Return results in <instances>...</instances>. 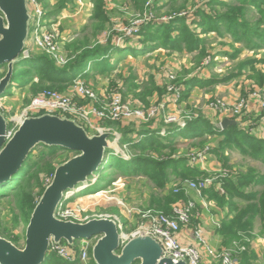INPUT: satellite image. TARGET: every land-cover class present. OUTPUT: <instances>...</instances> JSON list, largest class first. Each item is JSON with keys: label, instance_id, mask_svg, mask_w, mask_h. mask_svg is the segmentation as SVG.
Returning <instances> with one entry per match:
<instances>
[{"label": "rangeland", "instance_id": "rangeland-1", "mask_svg": "<svg viewBox=\"0 0 264 264\" xmlns=\"http://www.w3.org/2000/svg\"><path fill=\"white\" fill-rule=\"evenodd\" d=\"M62 0H42L43 7L46 14L55 11L57 2ZM64 1V0H63ZM75 1V3H74ZM211 0H175L173 3H168V0H160L159 9L153 10L152 0L146 4L147 8L150 5L151 10H146V6L142 11H139L135 5L134 0H106L105 10L110 19V24L106 27L105 31L101 34L98 32L93 36V29L89 24L93 5L91 0H73L68 5V10L61 12L55 17H44L46 23H50L51 28L59 32L56 40L59 47L56 57H50L58 67L67 66L70 62L76 59L80 52H76L73 45L83 39L89 40L91 49L106 46L112 42L114 45L123 49L126 53H115L111 62L115 65L114 71L109 75L95 74L87 79L81 78L87 87L93 89L99 96L107 93L109 89H115L122 94L124 101L130 104L133 108L143 107L145 110L153 107H158L169 95V89L181 85L185 80L199 77L208 81L218 80L215 84L207 86L194 92L195 87L184 98L186 88L182 98L173 103L171 109H165L157 119L151 120L148 123H139L136 120H121L110 122H98L101 126L103 133L120 136L124 131H133L128 133V138L135 143L142 142L138 139L139 130L144 127L149 128L155 123L159 122L162 130H166L174 126L160 124L166 120L168 115H173L178 119H182L188 125L189 120H203L208 121L212 126L222 130V123L224 120L232 118L235 121L234 125L241 126V123L246 124L242 126L244 131L250 135H255L260 124L258 121L262 116L258 114L255 120L247 115L250 113L249 105L240 116L232 113L230 115H220L215 112L211 107L213 102L221 103L227 107L233 108L236 103L241 99H248V95L254 90H264V46L255 50L249 49L247 43L239 41L232 34L223 31L218 26H215V31L203 32L199 24H193L194 21H200L199 11L208 16L216 15V11L206 5ZM223 2L233 3L235 0H222ZM168 5V6H166ZM220 8V6H219ZM216 8L215 10H218ZM145 14L150 15L149 20L145 21ZM189 18L185 21L197 33L200 40L204 42V48L193 52L184 51L178 53L175 51L156 49L152 52L144 51L147 47L142 46L140 38L128 37L125 33L126 29L142 28L150 21L164 23L172 22L174 20ZM258 18V13L253 10L250 14V20L254 21ZM146 19V18H145ZM144 20V21H142ZM140 25V26H138ZM138 26V27H137ZM87 28L85 31H83ZM33 25L29 24V34L27 39V46L24 53L25 57L31 55H41L42 52L32 44ZM237 35V33H236ZM240 37H243L240 31ZM203 45V44H201ZM28 49V50H27ZM130 50V52H128ZM133 52V54H132ZM48 56V55H47ZM18 58L17 62L19 61ZM61 60V62H60ZM21 67L17 68L15 74L19 76L15 81V85H10L4 96L0 97V109L8 122V135L7 141L13 136L21 123L22 112L32 102L37 95L46 90L57 91L46 87L36 94L38 86L37 79L32 80V75H20ZM90 68L87 70L89 72ZM91 71V70H90ZM7 72V65L0 68V76ZM229 81L225 82L227 79ZM70 87L60 93L66 94L70 92ZM220 89V91H218ZM194 92V93H193ZM138 102L139 104L137 105ZM261 110L264 108L260 107ZM249 111V112H248ZM263 112V111H262ZM264 116V115H263ZM259 118V119H258ZM164 119V120H163ZM247 121L245 122V120ZM252 119V120H251ZM231 121V120H230ZM256 123V124H255ZM256 126V127H255ZM158 127V126H157ZM186 128V127H185ZM123 130V131H120ZM146 129V128H144ZM183 130V129H182ZM91 136L99 135L94 130H88ZM184 131V130H183ZM161 131V136H163ZM147 133L141 134L145 137ZM166 137V135H164ZM111 144L117 150L121 159L125 162H130V156L122 151V146L115 142V136L110 138ZM221 136L206 134L203 138L188 139L189 144H180L176 146L178 149L177 155L187 156L189 159H194L202 154L204 157L203 162H197L196 165L190 166L197 170L214 177L216 175H231L246 173L250 170L264 175V164L255 161L250 157H244L241 153L233 149L221 148ZM172 140V142H176ZM41 147L34 151V156L37 157ZM223 151L228 157V163L225 160L219 159L217 153ZM116 152V151H115ZM137 152V151H135ZM134 152V155L137 153ZM78 152L74 151H58L53 157H47L45 160L52 162L53 166H59L67 160L75 157ZM123 155V156H122ZM117 156L109 155L107 164L103 170H98L94 176L89 178L86 184L79 185L76 191H68L70 198H67L64 203V211H68L70 215L77 216L79 221L88 222L92 219L99 218H115L122 224V232L125 235L133 234L139 227L141 216L133 210L146 211V210H162L167 204L166 195L168 193L174 194V188L178 187L180 181L171 182L163 191L160 190L155 184L144 174L132 177H124L119 173V170L112 168V163L115 162ZM157 158V156L155 157ZM174 158V157H173ZM120 159V160H121ZM162 159V158H161ZM119 160V161H120ZM120 161V166H126V163ZM199 166V167H196ZM217 169V173H212L210 167ZM98 177L97 179H95ZM195 181L194 179H190ZM197 180V179H196ZM42 188L35 189L36 196H40L43 189L51 183L50 176L42 177ZM180 186V185H179ZM261 189L258 186L256 190ZM44 190V192H45ZM250 189H247L249 191ZM43 192V193H44ZM42 193V195H43ZM71 193V194H70ZM191 193V192H190ZM190 193L184 194L189 200H193L196 204V210L193 217V222L203 223L201 219L202 213L208 218H214L212 225L217 234L222 227L224 218L228 215L227 206H220L214 200L209 198V194L205 193L198 198L201 201L199 207L197 200L193 198ZM236 200L237 204L244 205L241 201ZM180 201V200H179ZM182 201V200H181ZM39 202V201H38ZM15 200L11 198L0 199V237L12 242L20 249L25 247V235L29 221L22 215L16 207ZM174 204V203H173ZM247 206V205H245ZM172 207V204H171ZM245 208V207H244ZM233 217V215H232ZM31 218V216H30ZM75 218V217H74ZM246 231L240 230L242 238L240 240H233L229 245L227 238L219 234L217 237L220 242H216L212 248L216 252H222L233 249L238 264H240V255L236 244L250 245V251L256 253V259L250 261L249 264H263L264 260L262 252L264 251V221L254 220L252 224H248ZM242 229V228H241ZM230 236L228 232L225 233ZM99 238V237H98ZM92 238V243L85 247L92 254L93 246L96 241ZM82 240V239H81ZM81 240H76L74 248L80 251L78 243ZM235 244V246H233ZM62 246L67 245L65 241L61 243ZM68 246V245H67ZM233 246V247H232ZM69 247V246H68ZM245 247V251H246ZM70 250L77 252L70 247ZM205 251L204 249L202 250ZM244 251V252H245ZM259 252L260 254H258ZM94 261V260H93ZM92 264H95L93 262ZM213 264H218L217 262Z\"/></svg>", "mask_w": 264, "mask_h": 264}, {"label": "trees", "instance_id": "trees-1", "mask_svg": "<svg viewBox=\"0 0 264 264\" xmlns=\"http://www.w3.org/2000/svg\"><path fill=\"white\" fill-rule=\"evenodd\" d=\"M139 11H142L149 0H134ZM175 0H168V3H173ZM73 0H62L57 2L55 11L48 12L46 17H55L61 12L68 10V5ZM93 8L89 18V24L92 26L93 36L96 33H102L110 24V19L105 10L106 0H91ZM75 3V1H74ZM154 11L159 9L160 0H152ZM208 5L211 10L216 11V15L208 16L199 11L200 21H194L193 24H199L203 32L215 31V26H218L223 31H227L236 37L239 41L247 43L251 50H255L264 46V0H235L233 3L223 2L222 0H211ZM168 6V5H166ZM220 6V8H219ZM219 8L218 10H215ZM151 10L150 5L146 6V10ZM147 10V11H148ZM253 10L258 13V18L254 21L250 20V14ZM189 18L178 19L172 22H154L150 21L140 28L137 35L142 47H147L144 51L150 52L156 49H165L182 53L184 51L193 52L204 48L203 40H200L197 33L185 21ZM87 28L83 31H85ZM240 31L243 37H240ZM237 33V35H236ZM88 39L77 41L73 48L76 52H80L75 60L67 66L58 67L55 62L46 54L31 55L25 57L20 56L19 61L15 64V71L21 67L20 75H32V80L37 79L36 94L43 90L46 85L51 89H56L59 92L65 91L68 86H71L78 78H89L92 73L100 75H109L114 71L115 65L111 62L115 53H126L123 49L114 45L112 42L106 46H100L94 49L90 48ZM203 44V45H201ZM130 52V50L128 51ZM131 53V52H130ZM133 53V52H132ZM90 68L89 72L87 70ZM6 75L0 76V80ZM19 76L13 75L11 85L16 86L15 81ZM227 79L225 82L229 81ZM218 80L211 82L199 77H194L182 82L186 88L184 98L195 87L206 88L211 84H215ZM178 129V128H176ZM121 130V129H120ZM182 133L178 135L184 139L203 138L206 134L221 136V149H233L242 154V156L250 157L255 161L264 164V139L256 135H250L241 126L231 125L225 130H220L212 126L208 121L200 120L188 123ZM133 131H124V135L133 133ZM146 133V130H139V134ZM143 137V136H142ZM142 142L135 143L129 139L128 153L132 156L130 162H125L120 158L115 151H109V155L117 156V160L112 163L113 169H118L121 176L132 177L140 174L146 175L160 190H165L173 181H185L190 179H198L203 176H209L204 172L190 166L187 156L177 155L176 148L178 142H172L174 138L161 136L158 132H147L143 137ZM41 147L38 156H34V151ZM58 151H69L60 147H48L43 144L37 146L29 155L22 168L13 175L8 181L0 184V199L11 198L15 200L16 207L30 221V216L40 200V196H36L35 189L42 188V177L50 176L51 182L57 166H53L52 162L45 160L47 157H53ZM137 151L138 154L134 155ZM221 152L214 151L218 154L219 159L225 160L228 163V157ZM135 152V153H137ZM79 154V153H78ZM77 154V155H78ZM157 156V158H155ZM174 157V158H173ZM162 158V159H161ZM121 159V160H120ZM126 163V166H120V161ZM68 161V160H67ZM66 161V162H67ZM65 163V162H64ZM62 163V164H64ZM61 164V165H62ZM60 166V165H59ZM218 184L224 191L220 194L215 188L207 191L209 198L216 201L220 206H227L228 215L222 222V227L218 234L227 238L228 245L233 240L242 238L240 230L246 231V226L252 224L254 220L264 221V175L250 170L246 173L226 175L218 179ZM258 186L261 189L256 190ZM247 189H250L247 191ZM184 193L173 195L168 193L166 201L168 204L159 211L170 214L171 204L179 200H186ZM241 201L244 205L236 203V200ZM247 205V206H245ZM245 207V208H244ZM233 215V217H232ZM242 228V229H241ZM228 232L230 236L225 233ZM247 247L246 251L240 255V264H249L255 260L256 253L250 251V245L244 243ZM264 260V252L262 253ZM93 260V259H92ZM91 260V261H92ZM264 262V261H263ZM42 264H67V261L57 258L54 254L49 253ZM76 264H83L77 262ZM139 264V263H137ZM264 264V263H263Z\"/></svg>", "mask_w": 264, "mask_h": 264}, {"label": "water", "instance_id": "water-1", "mask_svg": "<svg viewBox=\"0 0 264 264\" xmlns=\"http://www.w3.org/2000/svg\"><path fill=\"white\" fill-rule=\"evenodd\" d=\"M30 20L27 0H0V68L7 65L6 75L0 80V97L11 85L15 64L25 53ZM233 123L235 121L226 119L221 127L225 130ZM8 127L0 111V184L15 175L40 144L79 154L57 167L52 182L32 213L26 229L25 247L20 249L0 237V264H42L52 243L65 241L74 248L76 240L94 237H99L92 249L95 264H186L164 258L162 246L150 236H127V242L122 244L123 236L115 220L99 218L75 223L56 217L65 194L76 191L96 171L103 170L109 151L118 154L110 142L111 134L91 136L76 121L51 114L24 119L7 141Z\"/></svg>", "mask_w": 264, "mask_h": 264}, {"label": "built area", "instance_id": "built-area-1", "mask_svg": "<svg viewBox=\"0 0 264 264\" xmlns=\"http://www.w3.org/2000/svg\"><path fill=\"white\" fill-rule=\"evenodd\" d=\"M27 3L31 16L30 24L32 23L33 25L32 44L49 57H56L59 50L56 38L59 32L51 28L52 24L46 23L44 19L46 12L42 0H27ZM149 16L150 15L145 14L146 19L144 18V20L148 21ZM139 30L140 27L126 29L125 33L128 37H137ZM183 89L184 87L182 84L169 89L168 97L158 107L145 110L141 106L133 108L124 101L122 94L115 89H109L106 94L99 96L93 89L87 87L81 78H78L71 85L70 92L67 93V95L51 90H46L37 95L27 108L23 110L21 122L28 117L51 114L61 118H69L83 126L87 131L94 130L101 134L103 130L101 126L98 125V122L136 120L139 123H148L151 120L157 119L163 113L165 115V109H168L169 105L177 103L182 98V94L184 93ZM250 99H253L260 107L264 108V90H254L250 93V98L248 96L247 100H239L233 108L216 102H213L214 104H212L211 107L220 115H230V113H232L236 116H240V114L247 109ZM189 122H193V120L190 119ZM164 124L171 126L175 125L176 128L181 130L187 126L186 122L173 115H168ZM11 134L12 132H8V135ZM159 134L161 135V133ZM162 134L163 136L167 135V132L164 131ZM139 137V139H143L142 135H139ZM119 141L120 136H116L115 142L119 143ZM122 151H124L127 156H130V160L132 159V156L128 153V143L122 146ZM203 160L204 157L202 154H199L198 157L192 160L189 159L192 165H196L197 162H203ZM220 174L221 175H216L214 177L203 176L195 181H181L179 184L180 186L178 185V187L174 188V194L184 193L188 195L190 192H195L198 196H203V194L213 188L219 191L220 194H224L221 185L218 184L217 181L219 178L226 175ZM70 196L69 194H65L64 201L57 209L56 217L64 221L83 223L76 222L79 221L77 216H74V218L68 211H64L65 200L70 198ZM195 210L196 204L193 200H182L174 203L171 207L170 214L151 209L143 212L133 210L141 216V222L138 229L128 236L129 238L139 235L152 237L162 246L163 257L170 258L175 262L183 261L186 264H213L215 262L218 264H238L237 258L235 257L236 252L233 249L219 253L208 243L202 227L193 222ZM107 218L117 222L118 230L123 236L121 240L122 244H125L127 242V235L122 232V224L118 219ZM185 229L192 230L197 245H183L180 242L179 235ZM91 239L80 241L79 252L70 250V247L67 245L62 246L61 244L52 243L49 253L67 262L79 260L80 263L88 264L91 260V254L85 246L92 243ZM97 240L98 237H95L93 241ZM235 244L239 250L238 253L244 252L245 247H247L245 244ZM235 244H233V246H235ZM203 249L205 250L204 252L202 251Z\"/></svg>", "mask_w": 264, "mask_h": 264}, {"label": "crops", "instance_id": "crops-1", "mask_svg": "<svg viewBox=\"0 0 264 264\" xmlns=\"http://www.w3.org/2000/svg\"><path fill=\"white\" fill-rule=\"evenodd\" d=\"M27 45V44H26ZM140 47H142V46H140ZM150 52H152V51H150ZM148 53V52H147ZM131 54V53H130ZM133 54V53H132ZM92 75H93V73H92ZM83 79H87V78H83ZM202 88H199V89H194L193 91L194 92H196V91H198V90H201ZM205 89V88H204ZM218 91H220V89H218ZM193 92V93H194ZM249 96V98H250V94L248 95ZM137 103V105L139 104L138 102H136ZM169 109H171V106H169ZM249 111H250V113H248V115H247V117L248 118H250V117H255V118H252L253 120H255L257 117H259V116H262L263 118H258L259 119V121H258V124L257 125H259L260 124V121H263V122H261V126H259L258 127V129L257 130H255V132H257L255 135L256 136H258L259 138H262V139H264V110H261V108H260V106L257 104V102L256 101H254L253 99H250V101H249ZM248 111V112H249ZM263 111V112H262ZM259 115V116H255V115ZM251 119V120H252ZM230 120L231 121H234L232 118H230ZM247 121V119L245 120V122ZM160 124H164L163 122H161ZM256 124V123H255ZM231 125H234V123L233 124H231ZM231 125H229V126H231ZM244 125H246V124H244ZM243 125V123H241V127L242 126H244ZM158 126V127H157ZM256 127V126H255ZM144 128H146V129H144ZM142 130H146L147 132H158V133H161V131H166L167 132V135H166V138L167 137H169V138H174L175 140L177 139L178 141V143H180V144H189L190 143V141L188 140V139H184V138H181V137H179L178 135H180L179 133L181 132L182 133V131L183 130H181V129H176V127H174V128H172V127H170V128H168V129H166V130H162V129H164V127H161L160 125H159V122L158 123H155V124H153L152 126H150L149 128H147V127H144ZM120 131H123V130H120ZM146 132V133H147ZM124 133V132H123ZM140 135V134H139ZM112 136H115V138H116V135H112ZM139 139V138H138ZM111 140V139H110ZM129 142V138H128V136H125L124 134H120V141H119V144L121 145V146H123L124 144H126V143H128ZM113 145V144H112ZM196 167H199V166H196ZM210 169V171H212V173H217L216 171H217V169H215V168H212V166L209 168ZM203 170H201V172H202ZM190 195L193 197V198H195V200H197V203H198V205H199V207H201L200 206V204H201V201H200V199L198 198L199 196L195 193V192H191L190 193ZM187 198V197H186ZM186 200H189L188 198L186 199ZM200 220H202V222L203 223H197V221H195L194 222V224H197V225H200L201 227H202V229H203V233H204V236H205V238L207 239V241H208V243L212 246H214V244H216V242H220V239L217 237V232H216V230L214 231V227H213V223H212V221L211 220H214V218H208V216H206L204 213H202V217H201V219ZM217 234V235H216ZM220 236V235H219ZM179 240H180V242L183 244V245H193V246H195V245H197V242L195 241V239H194V237H193V232H192V230L191 229H185V230H183L182 232H181V234L179 235ZM78 245H80V242L78 243ZM73 249H75L77 252H78V249L77 248H73ZM264 249V248H263ZM264 252V251H263ZM262 252V253H263ZM258 254H260L259 252H257ZM261 253V254H262ZM90 254H91V252H90ZM260 254V255H261ZM93 258H92V254H91V260H92ZM89 261V263L88 264H92L94 261L92 260V261ZM77 262H80L79 260H76V261H74V262H67V264H76Z\"/></svg>", "mask_w": 264, "mask_h": 264}]
</instances>
